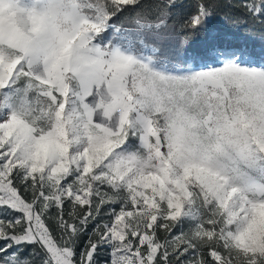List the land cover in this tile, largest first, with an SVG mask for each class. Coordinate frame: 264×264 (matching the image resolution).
<instances>
[{"label":"snow or ice","instance_id":"6c2138e0","mask_svg":"<svg viewBox=\"0 0 264 264\" xmlns=\"http://www.w3.org/2000/svg\"><path fill=\"white\" fill-rule=\"evenodd\" d=\"M216 18L264 0H0V264H264V47Z\"/></svg>","mask_w":264,"mask_h":264},{"label":"trees","instance_id":"16d2710c","mask_svg":"<svg viewBox=\"0 0 264 264\" xmlns=\"http://www.w3.org/2000/svg\"><path fill=\"white\" fill-rule=\"evenodd\" d=\"M212 36L217 42L232 43V42H247L254 46L256 49L264 47V35L258 30L254 35H245L243 30H232L227 28L219 18L214 19L208 26V32L202 33L201 36L194 42L193 50L199 48L201 44L209 37ZM166 51L169 55H179L181 50L166 46ZM104 257H101V264H103Z\"/></svg>","mask_w":264,"mask_h":264}]
</instances>
